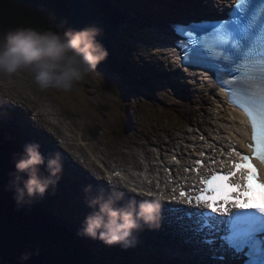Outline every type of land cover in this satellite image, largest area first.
I'll return each instance as SVG.
<instances>
[{
    "label": "rangeland",
    "instance_id": "374dc122",
    "mask_svg": "<svg viewBox=\"0 0 264 264\" xmlns=\"http://www.w3.org/2000/svg\"><path fill=\"white\" fill-rule=\"evenodd\" d=\"M93 1L96 3L95 0ZM211 1L143 0V3L136 5L134 10L138 13H145L146 17L140 18L141 24L136 19L130 22L134 27L139 26V31H125L126 37H121V39H118L112 31V27L115 26H111L104 18L106 34L101 35L100 39L108 45V57L111 55V58L107 57L98 65L95 72L76 82L73 89L67 92L51 88L42 90L27 72H20L12 77H0V104H6L8 101L9 106H19V110L33 111L34 118L38 121L37 124H40L41 128L46 127L45 129L55 138L58 136V141H56L57 138L54 139L53 137L55 141L53 146L59 148L61 145L64 151L70 155L72 153H84L90 159H93L92 153L100 155V159L104 160L108 166H113L114 163L117 166L119 164L132 173L141 166L142 156L147 157L151 163H157L158 153L170 151L173 147L168 143L172 142L176 146V143L183 141L181 138L185 139L189 137V132H194L190 123L191 121H202L203 111L201 109L208 110L210 114L212 111L210 101L214 96L210 94L209 89L203 90L204 82H198L196 86H185V89L186 91L191 88L198 89L199 95H189L190 91H188L185 93L188 94L189 100L180 99L185 90H179L177 85L171 83L170 79L160 78L163 74V68H159L160 55L151 48V42L148 40L146 31L148 29L151 32L149 38L156 43L157 37L153 34L156 32L157 25L154 23L182 18L194 13L195 9L207 10L212 7ZM38 9L42 11L41 7ZM99 9L103 16L100 7ZM21 16L32 20L36 25L38 24L34 9L24 2L0 0V30L20 24ZM122 22L125 30H128L126 29L129 28L128 22L126 23L124 20ZM42 23L43 27H48V23ZM148 23L153 26L150 27ZM117 44H121L120 47H117L118 50ZM115 51L116 54L121 55V58L118 54V58L113 54ZM124 53L138 54L139 58L134 62H127ZM118 63H123L125 69L123 66L116 67ZM138 67L141 68L139 72L132 70ZM167 67L171 69L168 61L164 64L165 70ZM122 87H124V94L129 95L127 100L121 99L119 96V88ZM175 91H179V94ZM193 97H196L200 105H194L195 98L193 99ZM133 105H138V109L132 113L134 124L131 127L134 129L125 136H120L113 129V116L116 114L118 117L120 115L125 116V110L128 108L132 112ZM144 105L148 108L147 112L146 108L143 107ZM202 105L205 107L200 108ZM169 110L182 114V119L170 117ZM141 112L146 113L145 116H142ZM44 119L49 121L48 126L43 125ZM31 120L28 118L26 123L31 124ZM160 130H162L161 134ZM165 130H168L170 135L164 132ZM0 134L6 133L0 129ZM150 134L157 135L155 139H152L153 143L146 140ZM63 140L65 143H60ZM81 141L88 143L80 144ZM89 146L92 150L88 148ZM19 152L12 149L5 151L0 146V156L5 163H12V154ZM153 157H157V159L154 160ZM166 159L168 160V157ZM91 161L95 163L94 160ZM151 168L154 170L153 165ZM5 182L9 185L6 179ZM52 190L58 196L61 195L58 187H55L46 193L48 197L52 196ZM52 197V199L56 198V196ZM36 200L37 198L31 202L34 209L36 208L35 205H39ZM48 211L47 209L39 210L40 214L45 216ZM49 216L52 215L49 213ZM60 226L63 227L57 221H53L51 228L54 234L62 236L59 230ZM72 241L76 242V240ZM65 247H70V245L66 244ZM75 247L79 248V251H83L81 245L79 247L75 245ZM99 248L97 247V249ZM159 257L162 261L164 260L163 257Z\"/></svg>",
    "mask_w": 264,
    "mask_h": 264
},
{
    "label": "snow or ice",
    "instance_id": "6c2138e0",
    "mask_svg": "<svg viewBox=\"0 0 264 264\" xmlns=\"http://www.w3.org/2000/svg\"><path fill=\"white\" fill-rule=\"evenodd\" d=\"M216 6L217 18L171 27L182 63L210 73L244 112L251 127L250 154L236 151L231 168L211 169L199 185L180 191L179 201L173 195L185 207L169 211L182 213L174 216L177 228L194 231L195 242L217 264H264V0ZM194 215L195 230L186 222Z\"/></svg>",
    "mask_w": 264,
    "mask_h": 264
},
{
    "label": "clouds",
    "instance_id": "9594fccd",
    "mask_svg": "<svg viewBox=\"0 0 264 264\" xmlns=\"http://www.w3.org/2000/svg\"><path fill=\"white\" fill-rule=\"evenodd\" d=\"M102 32L103 28L97 24L62 28L51 14L48 27L18 24L0 30V77L27 72L42 90L70 91L107 59L108 50L100 39ZM40 149L39 142L27 141L19 153L12 154L9 190L18 207L43 198L61 179L62 154L59 151L45 154ZM93 175L104 179L107 188L93 190L91 184L83 187V200L89 211L77 229L78 236L126 249L135 245L137 231L160 227L163 198L159 194L117 182L112 177ZM138 195L144 198L136 199ZM29 255L24 253L21 259L27 260Z\"/></svg>",
    "mask_w": 264,
    "mask_h": 264
},
{
    "label": "water",
    "instance_id": "95a60500",
    "mask_svg": "<svg viewBox=\"0 0 264 264\" xmlns=\"http://www.w3.org/2000/svg\"><path fill=\"white\" fill-rule=\"evenodd\" d=\"M69 25L74 28L106 24L98 5L90 0H66ZM12 163L0 156V260L5 264H79L62 247L44 218L31 206H17L9 190ZM29 253L27 260L21 256Z\"/></svg>",
    "mask_w": 264,
    "mask_h": 264
},
{
    "label": "trees",
    "instance_id": "16d2710c",
    "mask_svg": "<svg viewBox=\"0 0 264 264\" xmlns=\"http://www.w3.org/2000/svg\"><path fill=\"white\" fill-rule=\"evenodd\" d=\"M27 4L29 7L34 9V15L38 21V24H34L32 20H29L27 18H23L21 16L20 18V24H26V25H32L36 27H43V23H48V14H51L54 18L56 24L61 25L62 28L69 27L68 22V16H67V10H66V0H19ZM93 1V0H92ZM120 6L123 10H125L129 15L134 17H140L144 19L145 13H138L134 8H136V5H141L143 3V0H114ZM41 7L40 11L38 8ZM108 6H105L107 8ZM45 9V10H44ZM44 10V12H43ZM40 23V24H39ZM138 54H129V60L135 61L138 58ZM130 92V91H129ZM120 98L127 100V97L129 95H125L124 87L119 88ZM143 107L147 108L146 105ZM127 108V106H126ZM135 109H138V105H133L132 112H130V109L125 110V116L120 115L118 117V114L113 116V129L115 132L119 133L120 136H125L128 134L129 131L133 130L131 126L132 119L131 114ZM171 111V110H169ZM0 129L5 131L6 134L2 135L0 134V146L1 148H4L5 151L7 149H12L14 151H21V146L19 144L22 134L21 132L17 131L18 134H13L12 129L10 127V123L7 121H0ZM45 197V196H44ZM36 202L39 203V205H35L37 210H44L49 209V211L54 212V214H57V211L55 208L56 206H53V204L49 201V198H46V200H42V198H37ZM59 213V211H58ZM45 216V215H44ZM50 222H53V218L49 216V213H46L45 216ZM49 223V222H48ZM66 226L67 224L64 223ZM49 225L52 227V224L49 223ZM59 230L61 231L62 236H59V234H56L58 238L61 240V243L64 246V249L66 252L70 255H72L77 262L81 264H99V261H95L94 257L87 251V249L83 248V251H79V248H76L75 245L80 246V243L76 240V244L72 241L75 240L72 232L67 229L66 227H59ZM62 238V239H61ZM67 245H70V247H65ZM101 262V261H100ZM0 264H4L2 260H0Z\"/></svg>",
    "mask_w": 264,
    "mask_h": 264
},
{
    "label": "bare ground",
    "instance_id": "6f19581e",
    "mask_svg": "<svg viewBox=\"0 0 264 264\" xmlns=\"http://www.w3.org/2000/svg\"><path fill=\"white\" fill-rule=\"evenodd\" d=\"M90 1H92V0H90ZM96 1V3H97V5H98V7H100L101 8V10H102V12H103V16H104V18H106V20L109 22V23H113L112 22V18L114 17V15L116 14V11H111V10H109V9H107V8H105L104 9V0H95ZM92 2H94V1H92ZM95 3V2H94ZM145 16V15H144ZM165 26H166V24L165 23H163V24H161L160 26H158V27H160V29H165ZM163 33H166V31H163ZM164 41H166L167 42V36L165 35V38H164ZM104 45H105V47L107 48L108 47V45L106 44V42L105 43H103ZM108 50V49H107ZM123 52V51H122ZM125 69V68H124ZM220 99H218L217 98V101H219ZM6 104L7 105H9L10 103L8 102V101H6ZM13 105V104H12ZM4 109L6 108V107H3ZM215 109L217 110V112L220 114L219 116V118H218V120H220V123L223 125V127L225 128V131H226V137L232 142V144H234V142H237L236 141V137H234V134H233V129L234 130H237L239 133H242L243 134V129L241 128V126H240V124H241V122H243V121H245V118L243 117V115L239 112V111H236V110H232V109H226L225 110V114H228V115H222V111L220 110V108L219 107H215ZM11 110V112H9L11 115L13 114L12 113V108H10V107H8L7 108V111L6 112H4L5 113V115H6V117H8V116H10V114H8L7 112L8 111H10ZM49 112V111H48ZM49 114V113H48ZM228 117H231L232 119H230V120H228L227 118ZM222 119V120H221ZM233 119L235 120V123H233ZM218 122V121H217ZM210 126H214V124H210ZM26 131L29 133V135L30 136H32L31 135V133H32V131H31V129L30 128H26ZM203 135H204V138H206V139H210V137H209V135L207 134V131H204L203 133H202ZM194 137V139H195V143H196V145H200V144H202L203 142H204V139L202 140H200V139H198L197 137H195V136H193ZM192 139V138H191ZM46 142H49V140L48 139H46L45 141H44V143H46ZM190 142H192V141H190ZM194 142V141H193ZM80 144H82V142H79ZM57 149L58 150H60L61 152H63V153H65L66 155H65V157L67 158V159H71V156L69 155V154H67L66 152H64V148L61 146V145H59V148L57 147ZM91 149V148H90ZM191 151H193V148L192 149H190ZM92 155V158H93V160H97V159H99L100 160V155H96V154H91ZM74 157L78 160V158L80 157L79 155H74ZM186 157V156H185ZM101 161V160H100ZM190 162V161H189ZM76 163H77V166L78 167H81L82 166V164H81V162H80V160H78V161H76ZM106 163V162H105ZM104 163V164H105ZM150 164L148 163V164H146V159H145V164H144V170H141V171H139L138 173L139 174H141L142 175V177L143 178H138V179H136L135 180V175L133 174V175H130V173L128 172V171H125L124 172V175L122 176V178L124 179V181H126V183L129 185V186H131V184H130V182L131 183H133V184H135L136 186H138V187H143L144 186V183L147 185L148 183H151L150 182V179H149V177H148V175H149V172H150V170H151V168H150ZM108 167V169H109V173H110V175H111V177H112V179L113 180H115V181H117V177H115V176H113V174H112V172L114 171V169H112V168H110L109 166H108V164L106 163V167L105 168H107ZM183 168L184 167H182V168H180L181 170H183ZM132 173V172H131ZM90 177V176H89ZM117 182H119V181H117ZM131 187H133V186H131ZM148 187V186H147ZM150 191V190H149ZM54 213V212H53ZM54 215V214H53ZM44 216V215H43ZM56 218H58L56 215H54ZM45 217V216H44ZM46 223H47V225H48V227H49V229H51L50 227V225H49V223H48V221H46ZM65 223V222H64ZM146 228V227H145ZM143 234H145L147 237H149V239H151V237H150V235H151V232L149 231V229H147L146 228V230H143ZM163 241L164 242H167V241H165V239H163ZM165 256V255H164ZM172 258H174V257H172Z\"/></svg>",
    "mask_w": 264,
    "mask_h": 264
}]
</instances>
